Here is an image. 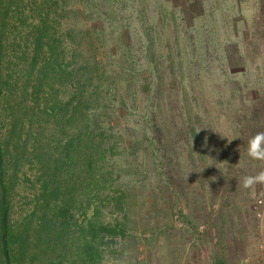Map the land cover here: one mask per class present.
<instances>
[{
    "label": "rangeland",
    "instance_id": "obj_1",
    "mask_svg": "<svg viewBox=\"0 0 264 264\" xmlns=\"http://www.w3.org/2000/svg\"><path fill=\"white\" fill-rule=\"evenodd\" d=\"M191 1L2 0L7 55L20 49L21 38L31 47L28 24L44 19L49 41L37 68L49 51L63 68L74 55L96 101L89 111L99 114L97 127L110 137L98 190L91 175H83L82 185L69 171L56 175L59 195L67 180L75 185L69 193H87L82 201L91 221L116 217L122 227L123 238L100 248L98 264H264V184L242 186L245 177L264 172V161L247 155L249 140L264 132V0L187 6ZM6 67L13 72L11 63ZM74 105L54 112L60 123L62 113L68 120L78 114L66 123L76 141L82 119ZM76 148L74 142L72 153ZM50 153L58 166L65 151ZM39 167L17 170L10 203L18 223L28 208L26 178L35 175L36 188L44 181ZM26 170L32 175H22ZM108 195L123 202V214L111 217L106 201L99 205ZM36 208L43 211L40 202ZM53 225L51 245L42 239L35 263L79 264L76 236Z\"/></svg>",
    "mask_w": 264,
    "mask_h": 264
},
{
    "label": "trees",
    "instance_id": "obj_2",
    "mask_svg": "<svg viewBox=\"0 0 264 264\" xmlns=\"http://www.w3.org/2000/svg\"><path fill=\"white\" fill-rule=\"evenodd\" d=\"M194 3L196 5L198 1H191L187 6L192 7ZM1 17H4L2 0H0V264H36L37 250L42 239L43 243L51 245V237L55 235L53 223L57 226V232L62 235L76 236L74 240L78 243L79 264H98L102 254L100 248L108 243L114 246L117 238H123L122 227L117 224L116 217L99 223L91 221L87 216V206L82 201L87 193L82 195L69 193L68 189L75 191V185L69 184L67 180L66 191L59 195V182L56 176L65 175V172L69 171L73 175H78L76 182L82 185L86 179L83 175H91V184L98 190L99 162L105 157L107 149L104 146L110 143V137L97 127L100 124L97 119L99 114L89 111L92 102L96 101L85 85L88 77L82 73V70L84 71L82 63L77 65L74 62V55L69 65L64 68L59 66L54 49V52L44 54V63L42 67L37 68V58L46 44L44 42L49 41L46 37L44 19H41L40 26L28 24L32 46L27 47L25 40L21 38L17 41L20 49L12 50L8 56L1 30ZM48 48L52 49L50 45ZM12 60L15 63H12ZM8 62L14 66L13 72L6 67ZM40 74L42 79H39ZM54 86L57 87L56 90ZM58 91L61 92L60 95ZM65 97L67 100L63 103ZM73 103L74 108H77L76 112L78 107H81V113H84L79 114L82 119V131L80 128L76 141L72 138L71 128L66 123H70L78 114H71L68 120L66 119L68 116L62 113L60 118L63 123H60L54 112L57 107ZM5 111L11 113L4 116ZM4 119L5 124L2 123ZM59 133L61 138L58 137ZM74 142L77 145L75 154L71 151ZM80 148L82 152L79 153ZM61 149L65 153L63 156L57 155L59 164L56 166L53 160L50 162V152ZM34 164L40 165L38 171L41 172L40 175H45L40 176L44 181L36 188L35 175L33 179L26 178L27 192L23 197V203L28 208L23 221L18 223L12 218L10 203V197L13 198L12 194L17 186L14 180L21 165ZM30 170L24 171L22 175L28 173L32 175ZM40 178H36L38 181L36 184ZM59 180L63 181L61 176ZM103 201H106L104 207L109 216L123 214L124 206L119 198L108 195L99 202V205ZM37 202H40L43 209L39 214ZM77 218H82V224L77 222ZM72 227L76 230L69 233L68 230ZM59 240L61 246L65 248V243L62 239ZM20 247L26 250V257ZM38 264H68V261L47 258Z\"/></svg>",
    "mask_w": 264,
    "mask_h": 264
},
{
    "label": "clouds",
    "instance_id": "obj_3",
    "mask_svg": "<svg viewBox=\"0 0 264 264\" xmlns=\"http://www.w3.org/2000/svg\"><path fill=\"white\" fill-rule=\"evenodd\" d=\"M247 155L252 160L264 161V132L257 133L249 140ZM256 184H264V172H260L255 176L245 177L242 186L247 189Z\"/></svg>",
    "mask_w": 264,
    "mask_h": 264
}]
</instances>
